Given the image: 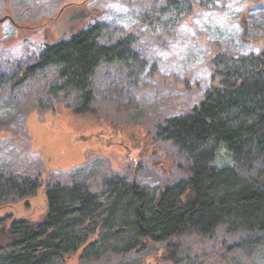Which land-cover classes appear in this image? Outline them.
<instances>
[{
  "label": "rangeland",
  "instance_id": "1",
  "mask_svg": "<svg viewBox=\"0 0 264 264\" xmlns=\"http://www.w3.org/2000/svg\"><path fill=\"white\" fill-rule=\"evenodd\" d=\"M3 18L0 179L30 176L41 187L33 196L0 199V246L9 243L13 221H43L47 188L56 183L84 181L98 192L104 178L122 176L158 193L187 180L188 163L170 141L156 137L157 126L189 113L207 89L219 86L212 63L217 54L264 50V0H178L177 6L165 0H0ZM96 23L102 44L134 35L141 65L136 74L119 64L101 65L90 112H74L76 93L50 94L53 69L15 84L45 44ZM227 162L232 156L220 143L215 164ZM263 168L256 164L241 173ZM256 236L229 233L222 224L210 237L172 239V247L161 242L95 262L70 256L57 264H264V237Z\"/></svg>",
  "mask_w": 264,
  "mask_h": 264
},
{
  "label": "trees",
  "instance_id": "2",
  "mask_svg": "<svg viewBox=\"0 0 264 264\" xmlns=\"http://www.w3.org/2000/svg\"><path fill=\"white\" fill-rule=\"evenodd\" d=\"M101 34L96 23L45 44L15 84L53 69L57 81L50 94L76 93L74 112H90L93 77L101 65L119 64L135 74L141 65L134 35L106 45ZM212 63L219 86L207 89L189 113L167 118L156 130V137L170 141L188 163L187 180L158 193L122 176L104 178L98 192L84 181L56 183L47 188L43 221L9 225L11 239L0 246V264H57L70 256L95 262L149 244L172 247L171 240L181 235L210 237L222 224L229 233H257L256 240L263 239L264 168L256 175L241 171L264 167V50L245 56L219 53ZM220 143L232 156L231 164H222L227 166L215 164ZM40 187L38 178L9 176L0 179V199L33 196Z\"/></svg>",
  "mask_w": 264,
  "mask_h": 264
},
{
  "label": "water",
  "instance_id": "3",
  "mask_svg": "<svg viewBox=\"0 0 264 264\" xmlns=\"http://www.w3.org/2000/svg\"><path fill=\"white\" fill-rule=\"evenodd\" d=\"M4 21V18L3 19H0V23Z\"/></svg>",
  "mask_w": 264,
  "mask_h": 264
}]
</instances>
